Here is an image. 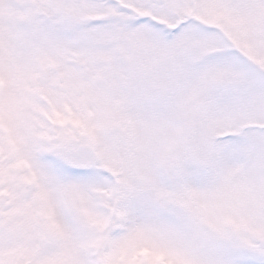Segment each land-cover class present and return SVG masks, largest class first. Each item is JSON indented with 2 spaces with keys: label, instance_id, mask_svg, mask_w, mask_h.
Returning <instances> with one entry per match:
<instances>
[{
  "label": "snow or ice",
  "instance_id": "1",
  "mask_svg": "<svg viewBox=\"0 0 264 264\" xmlns=\"http://www.w3.org/2000/svg\"><path fill=\"white\" fill-rule=\"evenodd\" d=\"M0 264H264V0H0Z\"/></svg>",
  "mask_w": 264,
  "mask_h": 264
}]
</instances>
